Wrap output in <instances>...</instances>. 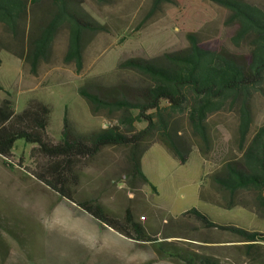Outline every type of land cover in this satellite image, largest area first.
Listing matches in <instances>:
<instances>
[{"label": "rangeland", "instance_id": "374dc122", "mask_svg": "<svg viewBox=\"0 0 264 264\" xmlns=\"http://www.w3.org/2000/svg\"><path fill=\"white\" fill-rule=\"evenodd\" d=\"M264 9V0H245ZM153 0H107L97 4L84 0L83 11L103 29L85 35L83 62L79 69L64 59L68 31L63 29L52 46L48 62L36 72L22 60L2 51L0 64V104L10 100L16 111L28 102L39 101L53 110L49 134L58 140L67 114L79 134L116 126L119 114L100 112L93 115L79 90L85 88L105 96H120L121 89L147 84L141 74L122 70L129 58L158 59L165 54L188 48L189 36L207 46L246 56L248 47L233 43L236 27L228 21L230 13L213 0H170L152 10ZM32 16L29 18V22ZM25 29V35L28 33ZM0 38L11 42L0 28ZM253 125L251 136L264 125V85L251 100ZM180 136L191 148L189 161L180 165L160 143L143 156V171L154 188L131 177L132 164L127 150L106 148L83 167L84 175L76 200H95L103 204L119 221L126 209L153 239L193 252L212 256L222 264H264V248L247 246L227 232L207 229L194 217L184 215L196 208L222 225H235L264 233V216L255 194L237 195L246 205L227 210L224 195L212 182L225 162L238 160L239 113L228 106L209 119L212 150L207 158L199 153L185 117L180 118ZM137 130L145 128L137 124ZM34 146L19 143L10 168L0 157V216L16 223L27 246L0 231V249L5 264H184L158 258L152 243H138L119 232L96 223L82 212L77 203L66 201L39 183L30 173L36 160ZM23 163H20V160ZM264 196V194H263ZM134 236L133 233H131Z\"/></svg>", "mask_w": 264, "mask_h": 264}, {"label": "trees", "instance_id": "16d2710c", "mask_svg": "<svg viewBox=\"0 0 264 264\" xmlns=\"http://www.w3.org/2000/svg\"><path fill=\"white\" fill-rule=\"evenodd\" d=\"M91 1L100 5L107 2ZM169 2L153 0L152 10ZM213 2L230 13L228 21L236 27L233 43L237 48L246 44V56L203 45L191 35L188 48L179 52L158 59L129 58L121 62L120 69L139 73L148 82L132 90L122 88L120 96L111 97L80 89L79 94L89 104L93 115L103 111L120 115L116 126L88 136L77 133L66 114L61 136L56 140L49 134L53 113L50 106L30 101L17 112L13 103L6 99L0 104V157L4 165L21 167L10 161L13 150L19 143L34 146L36 160L34 169L30 170L32 176L60 198L77 203L80 210L99 225L140 244L152 243L158 258L184 264H222L212 256L153 239L129 208L123 221H119L95 200H76L84 165L109 147L127 150L132 164L131 177L143 180L152 188L153 184L142 170V158L155 143H160L180 165H185L190 159L191 148L180 136L182 117L198 142L199 153L207 158L212 150L209 119L231 106L239 113L238 148L242 156L225 162L211 179L224 195L227 210L237 206L246 208L237 195L252 192L264 216V125L249 139L253 125L251 100L264 85V9L245 0ZM83 5L84 0H0V28L11 38L9 43L0 38V64L2 51H7L36 72L41 64L48 62L59 32L67 29L68 48L64 61L80 69L85 35L103 29L83 11ZM28 22L30 27L25 35ZM137 124H144L145 128L137 130ZM184 215L194 217L207 229L233 235L238 242L246 244L247 255L257 246L264 248V233L219 224L196 208ZM0 231L21 248L27 246L25 238L20 237L18 225L2 216ZM2 245L0 240V249ZM5 261L1 257V264ZM154 263L151 259L144 264Z\"/></svg>", "mask_w": 264, "mask_h": 264}, {"label": "crops", "instance_id": "0c3cea01", "mask_svg": "<svg viewBox=\"0 0 264 264\" xmlns=\"http://www.w3.org/2000/svg\"><path fill=\"white\" fill-rule=\"evenodd\" d=\"M142 166H143V159H142ZM142 170H143V167H142ZM144 172V171H143ZM145 174V173H144ZM148 178V177H147Z\"/></svg>", "mask_w": 264, "mask_h": 264}]
</instances>
